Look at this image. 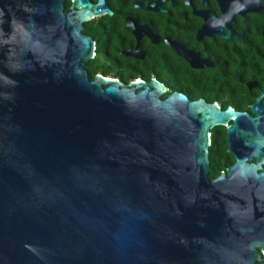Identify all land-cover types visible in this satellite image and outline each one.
Returning a JSON list of instances; mask_svg holds the SVG:
<instances>
[{
  "label": "water",
  "instance_id": "1",
  "mask_svg": "<svg viewBox=\"0 0 264 264\" xmlns=\"http://www.w3.org/2000/svg\"><path fill=\"white\" fill-rule=\"evenodd\" d=\"M70 1L0 0V264H264L261 97L90 80L80 23L115 13ZM216 127L235 163L210 180Z\"/></svg>",
  "mask_w": 264,
  "mask_h": 264
},
{
  "label": "flooded vegetation",
  "instance_id": "2",
  "mask_svg": "<svg viewBox=\"0 0 264 264\" xmlns=\"http://www.w3.org/2000/svg\"><path fill=\"white\" fill-rule=\"evenodd\" d=\"M98 2L86 0L89 6ZM104 3L115 14L91 16L80 23L81 34L94 42L93 57L84 65L87 75L96 73L126 86L154 80L166 94L179 92L191 101L216 103L222 111L232 108L251 118L256 117L251 106L258 97L264 109V44L255 45L264 39V0ZM70 7L71 1L63 0V13ZM223 128V163L228 165L219 175L235 163L227 152ZM256 163L255 157L247 161Z\"/></svg>",
  "mask_w": 264,
  "mask_h": 264
},
{
  "label": "trees",
  "instance_id": "3",
  "mask_svg": "<svg viewBox=\"0 0 264 264\" xmlns=\"http://www.w3.org/2000/svg\"><path fill=\"white\" fill-rule=\"evenodd\" d=\"M256 43L264 44V39L260 41H256ZM96 73L88 74L90 80L93 79V76ZM225 107V106H224ZM225 132L223 127H216L211 131V143L209 147V164H210V173L209 179L213 180L215 177L219 175L221 171H223L228 163H223L225 160Z\"/></svg>",
  "mask_w": 264,
  "mask_h": 264
}]
</instances>
